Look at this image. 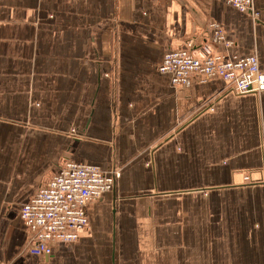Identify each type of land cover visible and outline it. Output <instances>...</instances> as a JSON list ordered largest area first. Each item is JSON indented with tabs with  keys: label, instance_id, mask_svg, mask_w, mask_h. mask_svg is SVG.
<instances>
[{
	"label": "crops",
	"instance_id": "0c3cea01",
	"mask_svg": "<svg viewBox=\"0 0 264 264\" xmlns=\"http://www.w3.org/2000/svg\"><path fill=\"white\" fill-rule=\"evenodd\" d=\"M253 8L0 0V264H264V90L158 70L166 51L209 43L255 53L264 74V0ZM63 160L120 175L78 239L37 256L20 207Z\"/></svg>",
	"mask_w": 264,
	"mask_h": 264
},
{
	"label": "built area",
	"instance_id": "2783aa9c",
	"mask_svg": "<svg viewBox=\"0 0 264 264\" xmlns=\"http://www.w3.org/2000/svg\"><path fill=\"white\" fill-rule=\"evenodd\" d=\"M236 9L257 13L253 0H223ZM211 41L230 45L223 30L211 22ZM158 70L169 76L175 86H187L192 74L204 78H219L226 89L236 94L257 93L264 90V74L259 69L257 56H226L214 53L208 43L193 48L168 50L162 57ZM75 134L76 130L72 129ZM117 169H102L95 164L63 160L52 175L20 207V217L29 229L28 251L37 256L49 255L50 242H73L88 226L86 207L110 191L119 177ZM247 178V177H244Z\"/></svg>",
	"mask_w": 264,
	"mask_h": 264
},
{
	"label": "rangeland",
	"instance_id": "374dc122",
	"mask_svg": "<svg viewBox=\"0 0 264 264\" xmlns=\"http://www.w3.org/2000/svg\"><path fill=\"white\" fill-rule=\"evenodd\" d=\"M251 15V17L255 20V19H257V14L256 15H252V14H250ZM211 23V22H210ZM219 25V24H218ZM220 27V26H219ZM221 28V27H220ZM209 29H210V31H211V36H212V30H211V27H210V24H209ZM222 29V28H221ZM223 30V29H222ZM212 42V41H211ZM209 44V43H208ZM204 45V44H203ZM219 54V53H218ZM251 54H254V55H256L255 53H251ZM250 55V54H249ZM227 56V55H226ZM246 56H248V55H246ZM257 56V55H256ZM233 57V56H232ZM204 78V77H203ZM213 78H216V77H213ZM206 79H210V78H206ZM231 91V90H230ZM263 91V90H262ZM261 92V91H260ZM257 93H259V92H257ZM251 94V93H250ZM72 129H74V128H72ZM72 129H70V131L72 130ZM76 133H77V130H76ZM76 133L74 134V135H76ZM244 177H247V178H244V180H248V176L246 175V176H244Z\"/></svg>",
	"mask_w": 264,
	"mask_h": 264
}]
</instances>
